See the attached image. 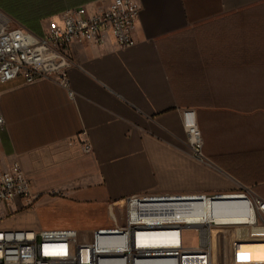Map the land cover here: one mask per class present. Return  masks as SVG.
Returning a JSON list of instances; mask_svg holds the SVG:
<instances>
[{
	"label": "crops",
	"instance_id": "obj_1",
	"mask_svg": "<svg viewBox=\"0 0 264 264\" xmlns=\"http://www.w3.org/2000/svg\"><path fill=\"white\" fill-rule=\"evenodd\" d=\"M133 1L134 47L72 48L73 98L53 81L0 85V174L19 163L32 184V198L0 208V230L84 236L132 197L219 194L207 198L212 263L264 264V225L245 224L251 209L237 194L264 200V0ZM111 2L0 0V10L43 35L67 11L92 15ZM185 112L209 165L186 144ZM180 206L173 218L193 219Z\"/></svg>",
	"mask_w": 264,
	"mask_h": 264
},
{
	"label": "built area",
	"instance_id": "obj_2",
	"mask_svg": "<svg viewBox=\"0 0 264 264\" xmlns=\"http://www.w3.org/2000/svg\"><path fill=\"white\" fill-rule=\"evenodd\" d=\"M140 12V6L133 0H112L108 7H101L92 15H88L83 8L67 11L60 19L50 21L43 35H37L17 25L0 10V85L18 79L29 85L53 81L68 90L73 98L69 72L77 63L72 48L104 47L111 40L122 50L134 47L137 44ZM183 117L186 144L196 160L209 165L203 152L202 133L193 113L185 112ZM5 129L6 122L0 111V146ZM83 147L85 153L92 152L89 143H83ZM31 188L32 184L20 164L13 163L8 172L0 174V208L32 198ZM237 194L251 201V207L256 210L251 226L264 224V200L249 189ZM173 197L183 196L132 197L123 203L128 210L125 227L115 224L116 227L99 228L91 233L89 239L72 229L0 230V264H184L190 257L206 259L212 264L207 227L197 228L202 229L203 246L199 245L196 249L186 245L182 247V243L180 247L170 249L139 247L138 236L150 232L141 227L150 224L137 217L138 208L149 204V201ZM111 211L109 214L117 223ZM186 231L188 229L184 227L179 230Z\"/></svg>",
	"mask_w": 264,
	"mask_h": 264
},
{
	"label": "bare ground",
	"instance_id": "obj_3",
	"mask_svg": "<svg viewBox=\"0 0 264 264\" xmlns=\"http://www.w3.org/2000/svg\"><path fill=\"white\" fill-rule=\"evenodd\" d=\"M250 202L251 201H248L249 209H251L250 217L244 220L247 225L253 224L255 220L256 210L251 207ZM207 203V198H202L201 196L196 195L149 201V204L139 207L137 217H141L145 222L150 224L148 227H141L142 230L150 232L142 233L138 236L139 247L170 249L180 247V243H182V247H184L187 245L186 232H193L192 229L210 227ZM181 204L187 205L186 210L183 212L187 216L193 218L184 219L187 220L184 223H179L173 218L174 216H177V214L182 213ZM259 211L262 212V209H259ZM111 212L114 214L113 209ZM162 217H171V220L160 221ZM183 227L187 228L188 231L179 232ZM186 261H188V264H210L208 260L198 257H190L187 258L185 262Z\"/></svg>",
	"mask_w": 264,
	"mask_h": 264
},
{
	"label": "rangeland",
	"instance_id": "obj_4",
	"mask_svg": "<svg viewBox=\"0 0 264 264\" xmlns=\"http://www.w3.org/2000/svg\"><path fill=\"white\" fill-rule=\"evenodd\" d=\"M218 195H211V196H208V197L209 198H212V197H215V196H218ZM178 196H189V195H178ZM113 210H114L115 217H117V223H115L113 221V219L111 218V216L109 217L107 213H101L100 214L101 220L103 222H106V223L109 222V224H107V225L105 224L108 228H110V227H116L115 224H117V226L120 227V228L125 227L126 226V223H127V217H128V213H127L128 210H127V208L122 205L120 207L117 206V207L113 208ZM28 211H29V209H26V212H24L22 215L20 214L21 216H23V217H20V219L26 218L27 215H28V213H29ZM24 223H27V222H24ZM259 225H264V224H259ZM213 228H214L213 225L210 226V227L205 228L206 229V234H208V236H209V238H208V243L209 244L211 242V232H212ZM18 230L19 231H36L35 229H31V228H23V229H18ZM192 231L195 232V233H192V232H189V233L186 232L185 233L187 235V238H186V244L187 245L186 246H188V247L194 246L196 240H197V244H199L200 246H203L202 245V229H196V230H192ZM90 236H91V234L88 233V234H85L82 237L85 238V239H89ZM194 236H196V240L193 239ZM198 238L200 240L199 243H198ZM211 261H212V258H211Z\"/></svg>",
	"mask_w": 264,
	"mask_h": 264
}]
</instances>
